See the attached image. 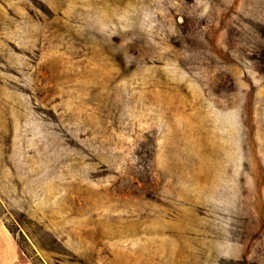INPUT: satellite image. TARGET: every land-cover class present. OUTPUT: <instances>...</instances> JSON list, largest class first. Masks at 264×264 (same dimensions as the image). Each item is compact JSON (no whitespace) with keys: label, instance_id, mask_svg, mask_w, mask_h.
<instances>
[{"label":"rangeland","instance_id":"rangeland-1","mask_svg":"<svg viewBox=\"0 0 264 264\" xmlns=\"http://www.w3.org/2000/svg\"><path fill=\"white\" fill-rule=\"evenodd\" d=\"M0 221L25 264H264V0H0Z\"/></svg>","mask_w":264,"mask_h":264},{"label":"crops","instance_id":"crops-1","mask_svg":"<svg viewBox=\"0 0 264 264\" xmlns=\"http://www.w3.org/2000/svg\"><path fill=\"white\" fill-rule=\"evenodd\" d=\"M0 264H25L20 256L19 246L0 221Z\"/></svg>","mask_w":264,"mask_h":264}]
</instances>
